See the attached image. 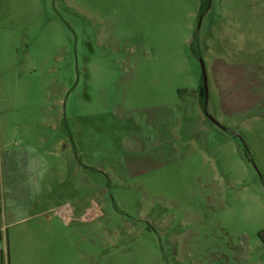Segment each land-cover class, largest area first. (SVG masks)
I'll return each instance as SVG.
<instances>
[{
  "label": "rangeland",
  "instance_id": "rangeland-1",
  "mask_svg": "<svg viewBox=\"0 0 264 264\" xmlns=\"http://www.w3.org/2000/svg\"><path fill=\"white\" fill-rule=\"evenodd\" d=\"M0 264H264V0H0Z\"/></svg>",
  "mask_w": 264,
  "mask_h": 264
},
{
  "label": "water",
  "instance_id": "water-1",
  "mask_svg": "<svg viewBox=\"0 0 264 264\" xmlns=\"http://www.w3.org/2000/svg\"><path fill=\"white\" fill-rule=\"evenodd\" d=\"M200 67H201V74H202L203 93L205 96L206 95V88H207L206 87V75H205V70H204L202 61H200Z\"/></svg>",
  "mask_w": 264,
  "mask_h": 264
},
{
  "label": "trees",
  "instance_id": "trees-1",
  "mask_svg": "<svg viewBox=\"0 0 264 264\" xmlns=\"http://www.w3.org/2000/svg\"><path fill=\"white\" fill-rule=\"evenodd\" d=\"M202 2H204V0H202ZM203 4L204 3H202V5ZM199 102H200L201 107H203V105H204V93L202 90L200 91V94H199Z\"/></svg>",
  "mask_w": 264,
  "mask_h": 264
}]
</instances>
